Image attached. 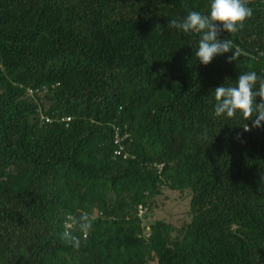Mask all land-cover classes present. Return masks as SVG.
I'll list each match as a JSON object with an SVG mask.
<instances>
[{
    "label": "trees",
    "instance_id": "16d2710c",
    "mask_svg": "<svg viewBox=\"0 0 264 264\" xmlns=\"http://www.w3.org/2000/svg\"><path fill=\"white\" fill-rule=\"evenodd\" d=\"M209 3L0 0V264H264V127L213 115L225 79L264 81V0L222 34L241 54L201 66L168 21ZM164 187L190 222L145 235ZM68 213L91 221L78 248Z\"/></svg>",
    "mask_w": 264,
    "mask_h": 264
},
{
    "label": "clouds",
    "instance_id": "9594fccd",
    "mask_svg": "<svg viewBox=\"0 0 264 264\" xmlns=\"http://www.w3.org/2000/svg\"><path fill=\"white\" fill-rule=\"evenodd\" d=\"M252 15V9L246 0H210L207 14L199 11H189L182 19L175 18L168 21L171 28L184 33L196 32L200 34L196 50L197 62L201 66H207L215 58L225 56L228 62L234 61L241 54V49L233 50L231 39L222 37L224 33H235L244 21ZM229 80V79H225ZM219 84L213 88L215 117L233 118L242 116L251 125L245 123L243 132L264 127V81L260 82L259 90L256 89L259 77L255 71H247L236 77L235 80L225 84ZM242 132H236L235 139H242ZM66 230L61 231L60 237L73 247L80 246V239L74 233L86 232L91 228V221L86 214L80 216L71 213L66 214L64 221Z\"/></svg>",
    "mask_w": 264,
    "mask_h": 264
},
{
    "label": "rangeland",
    "instance_id": "374dc122",
    "mask_svg": "<svg viewBox=\"0 0 264 264\" xmlns=\"http://www.w3.org/2000/svg\"><path fill=\"white\" fill-rule=\"evenodd\" d=\"M190 195L187 192L180 193L168 188H161V193L154 197L149 210H139L142 218L145 235L149 233L148 226L155 221L163 220L179 230L185 223L190 222L189 214ZM178 232L175 231L174 236Z\"/></svg>",
    "mask_w": 264,
    "mask_h": 264
},
{
    "label": "built area",
    "instance_id": "2783aa9c",
    "mask_svg": "<svg viewBox=\"0 0 264 264\" xmlns=\"http://www.w3.org/2000/svg\"><path fill=\"white\" fill-rule=\"evenodd\" d=\"M66 120H68V119H66ZM120 141H121V139H120V138L118 137V135L116 134V135H115L114 143L119 145ZM121 150H122V146H120L119 149L116 150L115 154H119ZM140 210H141V209H140Z\"/></svg>",
    "mask_w": 264,
    "mask_h": 264
}]
</instances>
